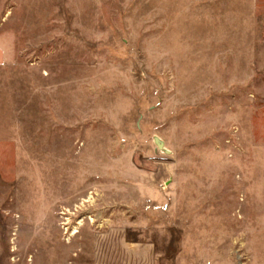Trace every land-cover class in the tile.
Wrapping results in <instances>:
<instances>
[{
  "label": "rangeland",
  "instance_id": "1",
  "mask_svg": "<svg viewBox=\"0 0 264 264\" xmlns=\"http://www.w3.org/2000/svg\"><path fill=\"white\" fill-rule=\"evenodd\" d=\"M110 226L264 264V0H0V264Z\"/></svg>",
  "mask_w": 264,
  "mask_h": 264
},
{
  "label": "crops",
  "instance_id": "2",
  "mask_svg": "<svg viewBox=\"0 0 264 264\" xmlns=\"http://www.w3.org/2000/svg\"><path fill=\"white\" fill-rule=\"evenodd\" d=\"M94 264H156V244L131 241L123 226H110L95 234Z\"/></svg>",
  "mask_w": 264,
  "mask_h": 264
},
{
  "label": "bare ground",
  "instance_id": "3",
  "mask_svg": "<svg viewBox=\"0 0 264 264\" xmlns=\"http://www.w3.org/2000/svg\"><path fill=\"white\" fill-rule=\"evenodd\" d=\"M74 232H77V229H75Z\"/></svg>",
  "mask_w": 264,
  "mask_h": 264
}]
</instances>
